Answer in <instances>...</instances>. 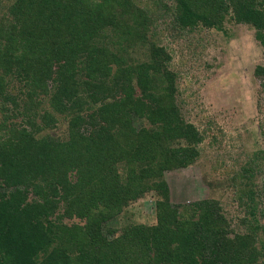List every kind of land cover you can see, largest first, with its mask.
<instances>
[{
    "label": "trees",
    "instance_id": "1",
    "mask_svg": "<svg viewBox=\"0 0 264 264\" xmlns=\"http://www.w3.org/2000/svg\"><path fill=\"white\" fill-rule=\"evenodd\" d=\"M171 1L158 16L136 0H0V264H264L257 153L226 180L246 215L234 228L216 198L169 200L166 172L195 162L204 135L152 39L233 20L264 46V0ZM149 194L157 223L108 239L103 224Z\"/></svg>",
    "mask_w": 264,
    "mask_h": 264
},
{
    "label": "rangeland",
    "instance_id": "2",
    "mask_svg": "<svg viewBox=\"0 0 264 264\" xmlns=\"http://www.w3.org/2000/svg\"><path fill=\"white\" fill-rule=\"evenodd\" d=\"M136 1L143 7H154L158 16L166 10L163 2L172 4L171 0ZM225 25L227 33L198 26L192 31L167 29L152 39L171 53L172 68L179 74L182 115L204 135L203 142L195 147L199 153L195 162L166 172L169 200L182 212L196 201L216 198L226 216L233 219L234 228L236 216L246 215L234 197L235 188H230L226 180L253 153L259 157L253 179L256 198L260 197L258 220L264 217V83L256 78L258 67H264V46L250 25L233 20ZM23 90L24 83L10 82L8 91L24 97ZM4 132L5 128L0 129V135ZM48 132L65 136L66 124ZM155 201L156 196L149 194L134 202L119 217L104 223L103 233L112 239L133 222L156 224ZM62 219L67 225L79 222L75 218ZM108 230H116L115 235H109Z\"/></svg>",
    "mask_w": 264,
    "mask_h": 264
}]
</instances>
